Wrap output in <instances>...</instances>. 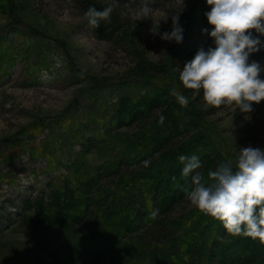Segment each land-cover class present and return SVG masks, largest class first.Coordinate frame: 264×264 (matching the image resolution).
Wrapping results in <instances>:
<instances>
[{
    "label": "rangeland",
    "instance_id": "374dc122",
    "mask_svg": "<svg viewBox=\"0 0 264 264\" xmlns=\"http://www.w3.org/2000/svg\"><path fill=\"white\" fill-rule=\"evenodd\" d=\"M153 3L160 4L157 0ZM175 3L178 7L179 4L199 5L198 0H176ZM152 8L157 22L167 16L166 21L159 22L160 34L150 31L152 19L134 21L128 11L123 15V21L131 25L132 42H136L140 51L139 56H130L114 42L99 39L84 13L71 0H0V264H91L90 256L75 258L69 254L60 226L47 225L42 215L54 205L50 190L62 177L72 176L79 156L87 158L91 167L103 164L105 150L89 149L84 144L88 135L108 137L122 142L120 147H124L128 136L145 131L138 130L135 122L110 121L107 110L114 109L123 94L132 98L157 94L161 100L166 94L165 102L170 104L176 100L171 95L174 88L188 96L189 106L199 112L198 118L181 107L172 109L171 115L177 121L191 117L193 121L203 120L198 125L203 133L197 132L196 142L184 145V155H210L211 148L203 140L205 135L210 140L223 141L228 160L234 159L239 148L251 145L237 129L245 123L246 113L228 107L205 114L208 105L196 102L176 72L168 70V54L178 43L161 39V34L172 30V17L162 6L152 5ZM191 34L183 45L192 51L215 46L210 36ZM146 44L147 48L143 47ZM144 63L147 67L142 69ZM171 107L174 106L166 104L163 110ZM82 112L85 122L90 121L94 128L85 127L83 131L85 123L77 119ZM100 123L108 127L98 128L96 124ZM69 127L77 128L74 132L78 139L58 142L56 138ZM58 143L61 151L56 150L52 159L55 152L52 149ZM65 144L69 152L68 149L63 152ZM251 146L264 148V142ZM94 167L90 170L93 174ZM94 189L93 195L97 196V187ZM70 190L73 195L80 192L75 185ZM68 197H64L65 201ZM101 209L100 203L95 202L90 215H98ZM139 237L137 233H130L125 240L142 244ZM260 246L264 248V244ZM259 258V253L245 254L238 259L229 257L232 264H264V258Z\"/></svg>",
    "mask_w": 264,
    "mask_h": 264
},
{
    "label": "trees",
    "instance_id": "16d2710c",
    "mask_svg": "<svg viewBox=\"0 0 264 264\" xmlns=\"http://www.w3.org/2000/svg\"><path fill=\"white\" fill-rule=\"evenodd\" d=\"M71 1L83 13L89 7L102 10L110 2ZM157 1L160 4L152 5L162 6L170 17L179 11L183 40L172 46L166 62L168 70L173 71V74L175 71L179 77L180 69L182 70L185 62L191 60L196 53L192 48L183 45L185 40L188 41L187 35L193 33L205 37L208 33L203 30L210 31L212 28L205 16L210 6L206 0H198L199 5L190 7L185 4H179L178 7L176 0ZM173 2L175 4L170 5ZM138 3L139 0H120L119 8L112 14L111 20L101 21L98 28H93L95 35L101 40L114 42L117 48H123L130 56H139L140 51L136 42H132L129 30L131 25L123 21V15L128 8L136 7ZM253 35L259 34L253 30ZM142 38L145 40V35ZM260 39L264 41V36ZM143 47L147 48V44ZM249 60L250 62L255 60L264 66V47L252 53ZM146 67L147 64L144 63L141 68ZM261 78L264 79V73H261ZM186 90L194 96L196 102H204L202 90L200 92ZM140 96L132 98L129 94L121 95L114 104V109L107 110V113L110 121L120 120L125 124L135 122L138 130L145 131L128 136L124 147H120L122 144L120 141L107 139L108 137L99 138L95 134L88 135L84 144L89 149L100 151L104 149L106 158H103L105 159L103 164L99 163L97 167L92 165L96 168L93 174L87 158L79 156L72 176L62 177L56 186L51 185L50 194L54 205L49 206L42 215L44 223L47 225L57 223L64 233L66 239L64 242L65 245L68 244L69 254L75 258L90 256L91 264H232L229 257L238 259V256L244 257L245 254L252 256L255 253L261 256L259 260L263 259L264 248L260 246L258 240L242 236L232 237L229 234L225 236L227 233L219 221L198 211L186 198V189L190 190L191 179L189 177L185 180L182 177L183 166L178 156L184 155L186 143L196 142L194 139L196 133L202 132L198 125L203 123V120L193 121L191 116L190 120H175L171 111L181 106L176 100L171 104L165 102L166 94L162 100L157 94H148L145 98H142L144 95ZM166 104L174 107L168 111L163 110ZM181 108H184L187 114H193L198 118L199 112L196 108L189 105ZM226 108L228 107L222 106L217 109L207 106L204 112L211 115ZM252 108L253 111L246 113L245 123L237 129L243 133V140L256 145L264 142V101L259 104L253 102ZM103 109L106 112V108ZM165 111L166 115L163 114ZM87 115L91 119L89 112ZM160 115L165 117L162 124L159 122ZM103 116L102 114L100 121ZM77 119L85 123L83 131H86L85 127L94 128L90 121L85 122L83 112L79 113ZM76 122L72 123L74 127ZM96 125L98 128L108 127L106 123L103 126L101 123ZM191 128L198 131H192ZM75 129L77 128L69 127L59 134L57 141L62 139L64 142H75L78 139ZM107 132L110 130L107 129ZM244 134L247 135L246 138ZM203 140L207 141L211 153L199 156L202 168L198 171L207 180L208 171L214 170L218 164L226 162L229 158L225 155L223 141L210 140L208 135L203 136ZM60 143L53 147L52 150L55 152L52 159L55 153L61 151ZM110 143L113 145L109 146ZM67 149L69 152L70 148L65 144V151H62L67 152ZM196 150L200 151V148L197 147ZM72 185L80 192L73 195L70 190ZM95 187L97 196L93 195ZM66 196L69 197L65 201ZM95 202H99L102 209L98 215L91 216ZM154 210H158L155 218L151 215ZM42 216L39 221L41 223ZM131 216H134L133 221ZM130 233L139 234L142 244L132 240L126 241L125 238ZM226 246H229V251H226Z\"/></svg>",
    "mask_w": 264,
    "mask_h": 264
},
{
    "label": "clouds",
    "instance_id": "9594fccd",
    "mask_svg": "<svg viewBox=\"0 0 264 264\" xmlns=\"http://www.w3.org/2000/svg\"><path fill=\"white\" fill-rule=\"evenodd\" d=\"M154 0H139L128 8L134 21L152 19L153 34L158 32L161 19L153 17ZM210 10L205 13L211 30L204 29L214 47L198 49L179 71V81L185 89L200 92L206 105L237 108L243 113L253 111V102L264 101V66L249 58L264 47V0H206ZM120 0H110L102 10L89 7L84 13L90 27L98 28L101 21H110L119 8ZM154 27L156 30H154ZM253 30L259 35L254 36ZM161 39L183 40L179 11L172 16V30ZM171 95L181 107L189 105V97L175 88ZM165 117L160 115L162 124ZM181 175L191 179L186 198L198 211L219 221L234 237H248L264 244V148L251 145L238 149L234 159L227 160L207 173V180L198 169L202 161L196 154L179 155ZM158 214L154 210L153 218Z\"/></svg>",
    "mask_w": 264,
    "mask_h": 264
}]
</instances>
